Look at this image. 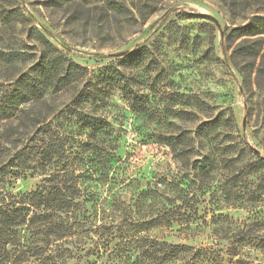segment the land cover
<instances>
[{
    "label": "rangeland",
    "instance_id": "374dc122",
    "mask_svg": "<svg viewBox=\"0 0 264 264\" xmlns=\"http://www.w3.org/2000/svg\"><path fill=\"white\" fill-rule=\"evenodd\" d=\"M9 2L0 0V12ZM15 7L18 28L0 23V53L19 55H0V97L44 54L31 30L85 77L48 91L43 104L20 107L48 117L44 143L38 128L22 135L19 113L0 120V206L30 204L53 175L66 174L63 186L77 189L66 194L76 207L55 219L61 237L38 235L29 225L37 210L27 205L19 246L8 247L22 257L1 264H264V41L247 88L231 34L264 16V0H17ZM116 74L122 85L110 82ZM86 87L98 100L74 107ZM54 143L63 147L60 159L45 166L40 153ZM23 150L26 164L13 160Z\"/></svg>",
    "mask_w": 264,
    "mask_h": 264
},
{
    "label": "trees",
    "instance_id": "16d2710c",
    "mask_svg": "<svg viewBox=\"0 0 264 264\" xmlns=\"http://www.w3.org/2000/svg\"><path fill=\"white\" fill-rule=\"evenodd\" d=\"M17 0H10L11 9L5 11L4 9L0 12V23L5 27H1L2 30L9 31L18 28L16 26L21 16V10L15 7ZM9 26V27H8ZM236 41H240L234 46L233 50V62L240 69L241 77L244 80L245 86L248 88L253 84L252 75L255 72V60L259 57L261 50L259 49V41H264V16H258L251 22L242 27L236 28L231 31ZM30 34L37 38L44 48V54L41 57L33 69L31 74L21 75L14 79L12 89L9 92L4 93L0 97V120H11L16 114L19 113L17 120H26V124L23 128V136L27 133L28 129H36L44 137L40 139V143H44L45 136L48 132L45 130L51 125L48 124V117L41 118V114L31 115V109L27 111H19L20 107L35 106L37 104H43L46 101L45 95L48 91L55 93L62 92L80 84L81 80L85 77V69L81 68L75 63L67 62L54 50L53 45L50 41L45 38L42 34L37 31H30ZM254 39V40H252ZM262 46V45H261ZM3 60L11 58L10 56H19L18 54L10 55L9 57L2 54ZM7 58V59H6ZM11 60V59H10ZM19 60V59H18ZM11 62V61H10ZM120 79V80H118ZM110 82L122 85L123 81L120 75L116 74L115 78H111ZM128 85L123 88L125 91L128 89ZM127 89V90H126ZM74 107H83L89 102H95L98 100L97 93L92 90L91 87H86L83 90L77 92L74 97ZM76 113L86 122H90L87 119V115L84 113ZM54 115V114H53ZM24 116V117H23ZM51 116V114H50ZM52 132V130H49ZM51 134V135H52ZM58 140V139H57ZM49 146V145H48ZM51 150L44 148V151L40 153L41 160L45 162V166L51 163L53 157L60 159L61 151L63 147L56 143L52 145ZM25 151H19L15 154L14 161L26 164V160L29 157H25ZM261 165L264 166V160L261 161ZM66 174L60 176L65 178ZM59 176L53 175L49 178H45L41 187L48 186L37 190L30 194L28 197L30 204H24L20 208L9 209L10 206H0V264L8 262L15 258V260L21 259L23 250L9 251L10 246L18 247L17 234L18 229L25 226L29 218V208L27 205L34 206L37 212L30 218L29 225H34L36 232L43 239L55 235L61 237L64 232L63 225H58L55 219H59L57 214H68L74 206L68 199L67 195L70 189L64 187L67 185L66 180H59ZM77 189L71 190L70 192H76ZM76 207V206H74ZM45 241H43L44 243ZM45 244V243H44ZM48 244H46L47 246ZM44 248H38L37 252H43ZM22 263V262H20ZM24 263V262H23ZM34 264V263H32Z\"/></svg>",
    "mask_w": 264,
    "mask_h": 264
}]
</instances>
